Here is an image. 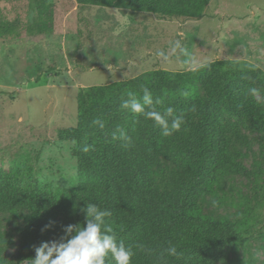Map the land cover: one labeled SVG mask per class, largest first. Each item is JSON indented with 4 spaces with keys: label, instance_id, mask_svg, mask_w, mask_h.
<instances>
[{
    "label": "rangeland",
    "instance_id": "374dc122",
    "mask_svg": "<svg viewBox=\"0 0 264 264\" xmlns=\"http://www.w3.org/2000/svg\"><path fill=\"white\" fill-rule=\"evenodd\" d=\"M2 20L14 34L0 38V170H20L62 203L71 202L79 171L76 144L59 132L77 126L82 88L224 60L254 64L264 75V0H210L201 19L82 7L77 0H0ZM176 41L183 51L172 53ZM257 88L253 101L264 110ZM239 129L243 140L231 135L232 142L251 175L226 177L199 205L203 216L238 235L218 264H264V130L248 117ZM154 171V186L164 190L177 166L162 158ZM30 214L0 211L4 264H18Z\"/></svg>",
    "mask_w": 264,
    "mask_h": 264
},
{
    "label": "trees",
    "instance_id": "16d2710c",
    "mask_svg": "<svg viewBox=\"0 0 264 264\" xmlns=\"http://www.w3.org/2000/svg\"><path fill=\"white\" fill-rule=\"evenodd\" d=\"M77 2L82 7L160 18L201 19L210 0ZM13 30L9 22L0 21V38L14 34ZM257 84L264 90V75L256 65L224 60L188 72L155 70L113 84L82 88L77 126L59 132L60 140L76 144L79 176L71 202L62 203L26 182L20 170H0V211L31 212L18 264H31L35 248L52 237L59 239L67 225L83 224L85 216L80 209L86 203L111 213L106 221L118 239L133 247L132 264H218L226 259V246L238 235L203 216L199 203L220 188L226 177L251 175L231 135L243 140L239 126L245 117L254 128L264 130V110L248 92ZM143 88L163 99L158 110L173 107L177 115H183L185 123L179 132L165 137L153 121L133 118L120 108L129 93L142 96ZM96 120L103 122V129ZM119 128L131 137L127 148L113 138L119 135ZM162 158L177 166L164 190L153 183L154 168ZM50 221H55L54 227L42 231ZM170 244L177 248V256L167 253ZM3 251L0 245V264H4ZM106 264L114 262L108 258Z\"/></svg>",
    "mask_w": 264,
    "mask_h": 264
},
{
    "label": "clouds",
    "instance_id": "9594fccd",
    "mask_svg": "<svg viewBox=\"0 0 264 264\" xmlns=\"http://www.w3.org/2000/svg\"><path fill=\"white\" fill-rule=\"evenodd\" d=\"M177 49H181L179 41L173 43L170 52L175 53ZM157 56L164 61L169 59V54L164 51L157 52ZM248 92L253 97L260 95L257 88H250ZM142 93L139 97L135 93H129L120 108L130 113L133 118L143 117L153 121L165 137L179 132L185 123L183 115H177L173 107H167L163 111L158 110V106L163 105V99L154 98L148 88H143ZM94 123L103 129V122L96 120ZM117 131L119 135L114 134L113 138L119 139L123 147H129L131 137L122 128ZM80 211L85 216L84 223L67 225L63 228L64 234L59 239L42 242L35 248V258L30 259L31 264H106L108 258L114 264H132L135 255L133 247L127 245L124 240L118 239L116 231L106 221L111 213L95 203H86ZM54 225L55 221H50L42 231H47ZM136 247L143 250L142 245ZM166 251L171 256L178 255L174 245L170 244Z\"/></svg>",
    "mask_w": 264,
    "mask_h": 264
},
{
    "label": "crops",
    "instance_id": "0c3cea01",
    "mask_svg": "<svg viewBox=\"0 0 264 264\" xmlns=\"http://www.w3.org/2000/svg\"><path fill=\"white\" fill-rule=\"evenodd\" d=\"M119 12H121V11H119Z\"/></svg>",
    "mask_w": 264,
    "mask_h": 264
}]
</instances>
